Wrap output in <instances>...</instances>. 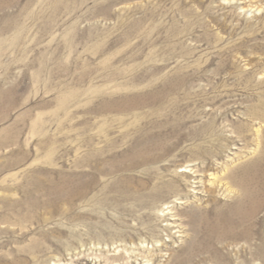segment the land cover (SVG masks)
Returning a JSON list of instances; mask_svg holds the SVG:
<instances>
[{
  "label": "rangeland",
  "instance_id": "rangeland-1",
  "mask_svg": "<svg viewBox=\"0 0 264 264\" xmlns=\"http://www.w3.org/2000/svg\"><path fill=\"white\" fill-rule=\"evenodd\" d=\"M0 264H264V0H0Z\"/></svg>",
  "mask_w": 264,
  "mask_h": 264
}]
</instances>
